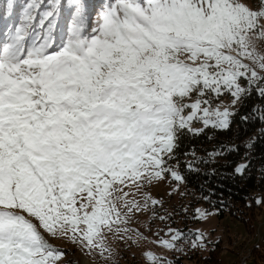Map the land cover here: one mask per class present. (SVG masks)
Masks as SVG:
<instances>
[{"label":"snow or ice","instance_id":"1","mask_svg":"<svg viewBox=\"0 0 264 264\" xmlns=\"http://www.w3.org/2000/svg\"><path fill=\"white\" fill-rule=\"evenodd\" d=\"M9 19L0 41V264H71L49 237L102 257L111 256L108 234L147 239L130 225L160 204L148 186L184 180L172 161L185 135L228 131L238 114L240 125H264V0H0V20ZM253 96L260 103L241 114ZM207 216L197 209L194 218ZM167 234L155 243L173 250L194 237L193 248L204 247L201 232Z\"/></svg>","mask_w":264,"mask_h":264},{"label":"rangeland","instance_id":"2","mask_svg":"<svg viewBox=\"0 0 264 264\" xmlns=\"http://www.w3.org/2000/svg\"><path fill=\"white\" fill-rule=\"evenodd\" d=\"M102 1L91 0V3L93 6H97ZM3 21H0V41L5 39L8 27L16 22L10 19ZM258 50H264V45H258ZM217 103L227 106L230 105L231 99L225 94ZM193 127L202 128L203 125L197 123ZM175 167L178 170V166L175 165ZM145 191L153 199L160 201V204L155 207L154 211L137 213L133 217L130 227L138 229L147 239H138L134 233H129L131 239L128 236L121 238L108 234L107 244L111 249V256L105 253L103 257L95 252L88 255L82 252L77 245L65 239L49 237V242L64 250L66 253L64 259L71 262V264H85L86 261L88 264H151L145 256V253L149 251L158 257L165 258L167 264H176L172 262V259L186 253L187 247L184 245L185 241L181 240L177 243L178 250L162 248L155 243V241H159L160 239H170V236L167 234L169 229H180L184 233H203L204 247L197 248L203 254L213 247L216 242H220L224 247L221 252L223 264H237L238 253L246 245L252 247L258 241V246L264 248V207L256 210V218L253 220V224L246 226L243 221L232 217L230 214L225 215L223 218L219 217L217 210L209 208L204 200L191 205L192 196L188 195V189L184 181L177 183L169 177L163 181L153 183ZM137 198L139 199L140 197L138 196ZM258 199L261 200V196ZM191 207L195 214L197 209L205 210L208 213L207 218H195L197 220L194 221L193 217H195V214L194 216L192 215L190 211ZM186 214H188L187 218L185 217ZM161 217H164V219H161ZM259 225L261 230L258 240L255 226L258 228ZM185 226L186 229H183ZM232 237L235 238L231 239ZM193 238L191 237V239ZM254 252L255 249L248 256L249 260L247 262H249L247 264L253 263L256 257ZM257 257L260 259V262L264 263V254H259ZM184 262L185 264H198L187 258H184Z\"/></svg>","mask_w":264,"mask_h":264},{"label":"trees","instance_id":"3","mask_svg":"<svg viewBox=\"0 0 264 264\" xmlns=\"http://www.w3.org/2000/svg\"><path fill=\"white\" fill-rule=\"evenodd\" d=\"M259 103V99L253 96L241 108V114ZM239 119L238 114L228 131L205 129L198 136L185 135L177 151V160L172 161V164L178 166L184 177L188 195L192 196L191 205L204 200L209 208L217 210L219 217L230 214L249 226L256 218V210L264 207V137L260 136V129L264 125L259 122L240 125ZM249 140L255 141L251 150L241 148L239 152L215 154L220 152L222 145L243 144ZM241 164L248 165L243 175L235 172V168ZM259 196L262 204L256 203ZM190 211L194 216L192 207ZM182 241H185L186 253L178 255L172 262L185 264L184 258H187L198 264H223L221 252L224 247L220 242L203 254L193 248L191 237ZM254 253L256 257L252 264H264L257 257L264 254V248L257 245Z\"/></svg>","mask_w":264,"mask_h":264},{"label":"bare ground","instance_id":"4","mask_svg":"<svg viewBox=\"0 0 264 264\" xmlns=\"http://www.w3.org/2000/svg\"><path fill=\"white\" fill-rule=\"evenodd\" d=\"M257 235V234H256ZM235 238V237H234ZM233 241V240H232ZM253 246H256V244L255 245H253ZM245 247V246H244ZM239 256H238V262H237V264H244V258H246V249H242L239 253ZM248 256L249 255H247V260H249L248 259ZM249 262V261H248ZM247 262V263H248ZM85 264H88L87 263V261H86V263Z\"/></svg>","mask_w":264,"mask_h":264},{"label":"built area","instance_id":"5","mask_svg":"<svg viewBox=\"0 0 264 264\" xmlns=\"http://www.w3.org/2000/svg\"><path fill=\"white\" fill-rule=\"evenodd\" d=\"M244 249H246V258H244V264H247V255H251V253H253V250L255 249V246H245L243 247Z\"/></svg>","mask_w":264,"mask_h":264}]
</instances>
